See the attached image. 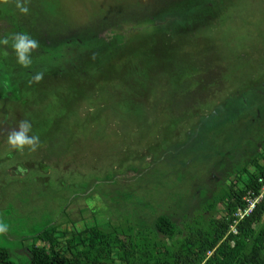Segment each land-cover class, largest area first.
Here are the masks:
<instances>
[{
    "label": "rangeland",
    "instance_id": "obj_1",
    "mask_svg": "<svg viewBox=\"0 0 264 264\" xmlns=\"http://www.w3.org/2000/svg\"><path fill=\"white\" fill-rule=\"evenodd\" d=\"M91 33L105 43L145 36L105 80L47 73L31 97L0 96V247L19 264L43 230L64 248L94 226L140 230L136 217L148 227L164 214L180 227L218 218L220 205L206 203L240 187L264 148V0H0V80L21 66L17 34L37 42L40 61L44 45L53 52ZM21 121L36 151L7 144Z\"/></svg>",
    "mask_w": 264,
    "mask_h": 264
},
{
    "label": "trees",
    "instance_id": "obj_2",
    "mask_svg": "<svg viewBox=\"0 0 264 264\" xmlns=\"http://www.w3.org/2000/svg\"><path fill=\"white\" fill-rule=\"evenodd\" d=\"M206 3L200 6L208 11ZM180 24L184 29H194L191 18L180 19ZM96 34L71 35L64 40L62 48L53 52L48 50L47 44L44 45L39 52L47 55L44 60H34L31 54L33 61L29 67L19 66L12 74L3 75L5 82L0 80L4 85L3 88L0 84V96H10L17 88L23 91V97H31L37 91L33 87V77L38 72L43 75L52 73L59 78L68 77L73 83L80 82L83 77H91V82L97 77L105 80L106 76L121 72L126 60L140 54L134 42L141 41L145 36L140 34L143 35L140 38L134 35L137 40L130 41L117 34L113 40L105 43L97 40ZM144 42L149 46L153 41L144 39ZM116 45H123L125 49L120 50ZM148 46L142 47L141 52ZM116 57L123 58L116 62ZM2 60L0 58V69ZM70 86L76 87L73 84ZM87 92L90 96L94 93L92 90ZM215 112L212 114L214 122L219 108ZM258 152L260 158L254 157L249 161L241 174L245 180L238 182L240 187L231 184L221 197L206 203L205 208L209 212L220 205L223 214L218 218L210 217L208 222L202 224L197 222L198 226L186 223L180 227L171 216L164 214L158 215L152 226L148 227L143 222L139 226L140 221L136 217L130 223L140 230L127 227L125 231H103L94 226L78 231V236L64 248L59 245L58 237H53L49 230H43L27 247L28 261L25 264H264V199L242 219L238 220L233 215L245 207L242 198L247 190L258 191L257 179L264 175V148ZM123 200L124 197L120 202ZM232 227L236 230L235 234L231 232ZM144 230L147 233L142 237ZM0 264L19 263L10 258L6 248L0 247Z\"/></svg>",
    "mask_w": 264,
    "mask_h": 264
},
{
    "label": "clouds",
    "instance_id": "obj_3",
    "mask_svg": "<svg viewBox=\"0 0 264 264\" xmlns=\"http://www.w3.org/2000/svg\"><path fill=\"white\" fill-rule=\"evenodd\" d=\"M17 8L21 13H27L28 8L21 3H17ZM2 44H7L8 40L0 41ZM12 47L16 53L18 63L23 67H29L32 63L31 52L38 47L35 40L31 39L26 34H17L13 39ZM43 77V73L38 72L33 77L35 82H39ZM31 124L27 121H21L17 130H13L7 136V144L14 150L22 151L25 146H28L30 151H36L39 146V137L30 135ZM8 231V226L0 223V233Z\"/></svg>",
    "mask_w": 264,
    "mask_h": 264
},
{
    "label": "built area",
    "instance_id": "obj_4",
    "mask_svg": "<svg viewBox=\"0 0 264 264\" xmlns=\"http://www.w3.org/2000/svg\"><path fill=\"white\" fill-rule=\"evenodd\" d=\"M257 185L259 186L258 191L255 192L253 190H247L245 196L242 200L246 203L245 207L238 209L234 215V217L238 218V220L243 217L249 215L253 209L264 199V175L257 179ZM231 232L233 234L236 233L234 227L231 228Z\"/></svg>",
    "mask_w": 264,
    "mask_h": 264
}]
</instances>
